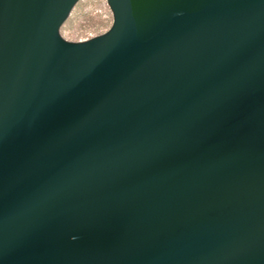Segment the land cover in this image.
Returning <instances> with one entry per match:
<instances>
[{
    "label": "water",
    "instance_id": "1",
    "mask_svg": "<svg viewBox=\"0 0 264 264\" xmlns=\"http://www.w3.org/2000/svg\"><path fill=\"white\" fill-rule=\"evenodd\" d=\"M0 0V264H264V0Z\"/></svg>",
    "mask_w": 264,
    "mask_h": 264
},
{
    "label": "rangeland",
    "instance_id": "2",
    "mask_svg": "<svg viewBox=\"0 0 264 264\" xmlns=\"http://www.w3.org/2000/svg\"><path fill=\"white\" fill-rule=\"evenodd\" d=\"M112 14L105 0H79L60 29L71 41L84 40L105 32Z\"/></svg>",
    "mask_w": 264,
    "mask_h": 264
}]
</instances>
